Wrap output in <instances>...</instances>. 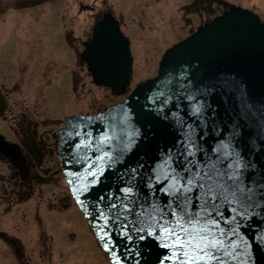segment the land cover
<instances>
[{
  "label": "water",
  "instance_id": "95a60500",
  "mask_svg": "<svg viewBox=\"0 0 264 264\" xmlns=\"http://www.w3.org/2000/svg\"><path fill=\"white\" fill-rule=\"evenodd\" d=\"M83 57L97 84L128 90L133 55L116 21L96 26ZM60 134L68 183L112 264H181L170 233L185 210L196 264H264V20L252 10L200 25L155 76L68 116Z\"/></svg>",
  "mask_w": 264,
  "mask_h": 264
},
{
  "label": "flooded vegetation",
  "instance_id": "af4514ba",
  "mask_svg": "<svg viewBox=\"0 0 264 264\" xmlns=\"http://www.w3.org/2000/svg\"><path fill=\"white\" fill-rule=\"evenodd\" d=\"M232 5L264 19V0H0V264H111L61 156L60 131L81 112L41 96L85 85L96 26L117 21L133 53L135 36L179 41Z\"/></svg>",
  "mask_w": 264,
  "mask_h": 264
},
{
  "label": "rangeland",
  "instance_id": "374dc122",
  "mask_svg": "<svg viewBox=\"0 0 264 264\" xmlns=\"http://www.w3.org/2000/svg\"><path fill=\"white\" fill-rule=\"evenodd\" d=\"M181 40V39H180ZM176 41V37L166 36L161 40L144 39L138 36L133 37L132 49L134 55V74L131 85L125 94L114 96L111 90L105 87L99 86L92 81V76L85 72L84 80L85 85L77 90L72 91L70 85H66L65 90L60 92L55 90H47L45 94L41 96H52L53 112H60L59 114L65 115L69 112H81L84 114H96L106 109L108 106L124 99L131 90L135 87L136 83L141 80H145L149 77H153L157 74L159 60L162 57L164 48L171 46ZM53 77L55 74H51ZM52 82L55 78L51 79ZM111 89V88H110ZM52 91V94H50ZM38 96V93L36 92ZM115 95V94H114ZM78 97V98H77ZM79 99V100H77ZM101 110L99 111L98 109Z\"/></svg>",
  "mask_w": 264,
  "mask_h": 264
},
{
  "label": "snow or ice",
  "instance_id": "6c2138e0",
  "mask_svg": "<svg viewBox=\"0 0 264 264\" xmlns=\"http://www.w3.org/2000/svg\"><path fill=\"white\" fill-rule=\"evenodd\" d=\"M182 191V189H177V192ZM190 191V189L184 190ZM187 195L184 196V199L187 200ZM174 215V214H173ZM185 216H188L187 221L185 222V226L180 227L179 234L177 233L176 228H172L170 233L171 236L176 238L177 241V248L179 251V255L177 256V260L181 262V264H196V258L192 257L191 259L188 258L187 253L184 251L185 246L191 247L193 242L196 240L198 235L195 231H190L189 227L194 228L195 226L192 224V218L188 215V212L185 210ZM179 223V222H178ZM214 246V245H213ZM198 247V245H197ZM203 257H201L202 259Z\"/></svg>",
  "mask_w": 264,
  "mask_h": 264
}]
</instances>
